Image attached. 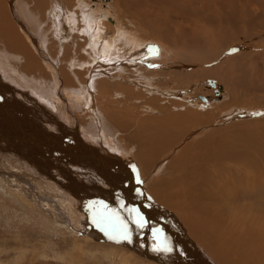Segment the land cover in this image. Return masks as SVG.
Masks as SVG:
<instances>
[{
  "label": "rangeland",
  "instance_id": "obj_1",
  "mask_svg": "<svg viewBox=\"0 0 264 264\" xmlns=\"http://www.w3.org/2000/svg\"><path fill=\"white\" fill-rule=\"evenodd\" d=\"M38 1L39 3H37ZM138 1L142 2L145 8ZM166 1L169 2L168 4L175 6L176 11L168 14V12L166 13V11L162 10L164 15L160 17L159 15L146 13L145 9L150 6L149 0H137L139 10H136V0H84L89 6H101L105 10H109L110 17L115 18L116 22H120L121 27L124 26L130 32L139 33L141 37H144H142L143 39L151 44L147 54L153 56L155 60L152 61V65H148L153 70V72L150 71L151 74L157 72L158 76H148L153 78L156 85L158 83L159 89L163 86L166 87L161 88L160 92L158 91L159 93H157L155 91L157 87H147L138 83L135 76L131 74L133 72L127 69L125 64L122 65L120 59L117 61L111 60L108 65H98L92 71L94 64L93 66L91 65L92 67L89 64V62H93V57L90 47H88V37L83 34L82 29L81 33L78 30L82 28L80 27V17H78V11H82V9L77 8L78 0H51V2L50 0H1V10L6 12L5 15L11 19L20 36V41L16 42L17 39L11 35L8 26L4 25L0 20V23H2L0 24V40L3 39L2 43L0 42L2 47L0 49L3 50L4 48L7 51L5 55L9 57V62L5 60L4 64H10L19 73H23V77L27 79V82H30L29 86L31 87H29L30 90L26 89L27 99L22 98L20 95L21 90L18 89V86L12 85L8 79L10 74L0 71V73H4L0 74L2 76V78L0 77V84L3 86L2 88L6 89L2 91L4 104H14L16 99L15 101L23 107L25 105H37L41 109L40 112L42 111V114H48L53 119L55 117V121L47 119L46 115L39 117V120L42 119L45 123L40 120L42 127L47 132H51L54 138L59 136L58 138L61 140L79 137L83 141L96 142L99 130L98 125L91 121L93 118L91 119L90 112H86L85 109V111L81 110L85 112L83 115L81 114L82 112L77 111V108H75L77 106L71 107L72 102H74L73 99V101H68L65 98L66 102H63L64 104H61L60 107L57 102L61 101L56 100L51 91L57 81V77L54 74H59V80L63 83L62 91L66 94H72L75 92L74 90L79 91L88 86L86 85L88 75L92 71L88 89L90 93H93V103H97V111L100 113L101 134L104 133L109 140L113 138V141L115 140V142L119 143L128 156L130 155L129 157L134 163V166H129V172L125 171V165H117V170L123 173L127 172L130 175L134 173L141 184V189L154 204L155 209L150 210L151 213L159 216V214L162 215L161 211H163L168 218L172 215V218L178 224L176 229L182 230L184 234H178L172 222L160 219L155 223V217H150L149 212H146L143 207L141 209L139 200V203L137 200L131 202L127 199L128 197H123L124 192L127 191L124 187L111 182L113 188L110 185L96 188L94 176L87 180L83 179L84 177L82 176L80 180L76 177L78 176L77 174L72 173L75 176L67 177L59 169V163H57L59 164L58 166L49 167L44 161L36 160V156L34 157L35 160L33 158H23L25 154L20 153V155L16 151L11 150V148L15 149V146L10 147L5 137L0 133V264H163L153 258L151 246H147L141 240L140 237L142 235L150 240L163 238L162 240L165 241L166 239L171 241L170 243L174 246H179V242L183 240L182 237L185 238L186 236L194 246L189 241H186V243L182 242L181 245L186 248L191 245L192 251L194 249L200 250L209 258V264H228L220 261L208 249L206 237H209V235H207L206 230L202 233L203 237H200V234H196L197 230L195 229L192 232L193 226L184 220L188 211L201 205L208 208L210 213H220L221 226L218 225L217 232L220 233L221 239L217 247L224 248L227 243L235 242L239 238H247L249 237L247 232L250 231L252 232L251 241L255 242L256 239L264 241L262 236V231H264V189H259L257 185L254 189L255 185L252 186L253 184L250 182L255 177H258L259 181L261 183L263 181L264 184V178L261 177V170H256L243 161H255L264 173V0H242L244 7L238 6L236 11V13L238 12V17H236L237 27L222 18L219 11L214 7L202 10L201 4L194 3L191 5V9L185 10L181 4L182 0ZM188 1L192 2L194 0ZM158 9L156 7L154 10ZM32 10H35V13ZM83 10L86 11L87 9ZM149 10H152V8L150 7ZM225 12L229 14V12ZM75 13L78 14L77 17ZM243 21H246V23ZM189 28L198 30L200 34L199 44L195 41L197 39L196 35ZM2 29L4 30L2 31ZM62 29L66 30V34ZM4 31L6 34H3ZM202 39L205 41H202ZM18 43L23 44L22 48L20 46L17 47L20 51L14 47V44ZM33 44L39 51L34 49ZM193 45H196L195 50H198L197 52H194ZM11 50L12 52H10ZM163 50H165V53H163ZM214 54L217 56L212 57ZM1 55L2 53L0 52ZM185 55L190 56L194 60V62L188 64L187 69L189 70L182 68L181 60L183 62ZM158 57L165 58L169 64L164 63L162 64L164 67L161 65V68H158L160 66L157 63L163 62ZM110 65L111 67L107 69L106 66ZM124 66L125 68L121 69ZM194 66L196 68L193 70ZM30 68L32 72L29 70ZM124 69H126L127 74L130 73L132 81L125 77V74H123L126 73ZM178 69L189 76H185L186 78L181 76L175 85L174 92L176 91L177 100L175 101L177 104L174 101L166 104L164 102L166 95L162 92L169 93V85L172 82L175 83ZM116 70L117 73L119 71L118 74L114 73ZM110 72H112V75L109 77L107 73ZM160 72L164 73L160 74ZM5 76L8 77L5 78ZM71 79L76 81V83L78 82V84ZM68 81L70 82L68 83L69 86L67 85ZM106 82L112 87L109 84L108 86ZM211 82H214L215 85L212 86ZM102 85L107 88L106 91ZM220 86L223 87V90L220 89ZM129 88L131 89L130 91L128 90ZM148 88L153 89V91L149 92ZM233 88L236 90L234 93ZM137 89L139 90L137 91ZM124 90H128V92L125 91L128 95L124 94ZM233 94L237 97L235 102L230 101V97ZM160 96L162 97L161 99ZM170 97L172 98L173 95L171 94ZM171 98L169 99L174 100ZM138 99H141V101L139 102ZM137 101L138 104L136 103ZM82 102L79 104L86 105L85 101ZM66 104H70L68 108L71 109L74 116L78 115L75 117V120H78L77 124H79L77 132L79 131L82 137L80 135L77 136L74 130L75 122L73 118H69L68 108L65 107ZM142 106L144 107L142 108ZM128 107L131 110H128ZM193 107H200L199 111ZM206 110L213 118V126H211L213 130L225 129V134L232 135L239 142H244L248 146L249 150L239 149L237 153L240 156L249 153V159L227 161V166L235 169L233 180L229 182L222 181L219 176L216 178L212 174L214 170L211 169L212 166L209 162L205 165L211 171H203L202 175H198L197 171L194 170V168L198 169L196 166L179 169L171 168V163L179 165L182 162V157L192 154L188 150H182L180 146L178 152H175L177 144L174 149L165 151L160 157L153 159L148 164V167L145 165L143 158L139 157L141 154L137 148L138 146H135L137 142L134 133L138 127L140 129L149 127L152 119H165L166 116L171 118L177 114L188 113L189 111H193L197 115L206 112ZM177 124L172 128L181 132L187 127L188 121H181V124L177 122ZM88 125L92 126L93 131L97 127L96 130L98 132L95 130L91 134L87 130L88 132L85 133V127ZM201 130L194 135L201 133ZM71 133L72 135H70ZM163 141H168L167 137L163 138ZM115 142L111 143L114 144ZM126 144L129 145L127 146ZM132 144V147H135L134 149L131 147ZM109 145H107V148H109ZM110 149L112 150V148ZM121 157L125 161L124 164H127L123 154H121ZM121 157L120 159H122ZM83 174L85 175V173ZM116 176L118 175L116 174ZM182 176L191 179L187 181V184H181L179 181L160 182L163 177L166 179H180L183 178ZM240 178L243 179L244 183L238 182ZM99 179L101 180L102 176ZM71 181L75 184V188L71 186ZM128 181L132 183L134 180L130 177ZM48 182L50 185L48 184L47 186ZM99 182L102 183V181ZM248 182L252 187H248ZM117 183L119 182L117 181ZM170 184L173 185L171 186ZM235 184L237 185L235 186ZM238 184L239 187H237ZM243 184L247 186V192L255 191V193L251 192V194L258 193L261 199L255 197V199L250 198V200L249 198L235 197L237 194L238 196L242 195L238 188L243 187ZM87 186L91 188L90 191ZM188 186H190L192 193L183 192V190H188ZM152 187L154 188L152 189ZM54 188H57L56 191ZM227 188L231 189L227 190ZM98 190L100 192L97 193ZM236 191L239 193H236ZM89 192H91L92 198L89 197ZM155 192H158L160 197H157ZM113 198L116 199L114 200ZM234 198L241 201H236ZM108 199L113 201L109 200L110 202H107ZM236 204H238V207ZM107 206L110 209L106 208ZM130 208H136L139 212L144 210V214L140 212L147 222L144 228H140L134 222L137 216L135 212L130 211ZM260 209H263L262 212ZM125 226L129 230L130 240L137 239L141 244L147 246L152 253L150 257L145 252L142 254V250L140 251L137 246L131 248V244L128 246L129 242L126 243L127 240L122 239ZM178 227L180 228L178 229ZM159 228L161 231L155 232ZM212 234L214 233L212 232ZM174 259L171 261L173 262ZM167 260L170 261L168 258ZM230 260L235 264L236 256H231ZM249 264H254V262H249Z\"/></svg>",
  "mask_w": 264,
  "mask_h": 264
},
{
  "label": "bare ground",
  "instance_id": "obj_2",
  "mask_svg": "<svg viewBox=\"0 0 264 264\" xmlns=\"http://www.w3.org/2000/svg\"><path fill=\"white\" fill-rule=\"evenodd\" d=\"M3 1V0H2ZM45 1V0H43ZM148 1V0H147ZM152 1V4H151ZM157 1V2H156ZM169 1V0H168ZM192 1V0H191ZM21 2V1H20ZM51 2V0H50ZM54 2V1H53ZM52 2V3H53ZM139 2V1H138ZM237 2V3H236ZM39 3V1L37 2ZM51 3V4H52ZM140 5L143 7L144 4L142 2H139ZM150 6L147 7L146 13L148 14H155V15H159L160 17L163 16L164 14L162 13L163 11H166V13L168 12V14H171L173 12L176 11L175 6L168 4L169 2H167L166 0H149ZM197 3V4H201V8L202 10L204 9H211V8H216L221 17L226 19L227 21L231 22L233 25L236 26V17H238V12L236 13V11L238 10V6H240L241 8L244 7L243 5V1L242 0H194L192 2H189L188 0H182L181 4L183 6V8L186 9H191V5ZM22 4V3H21ZM29 4V2H28ZM45 4V3H43ZM49 4V3H47ZM6 5V3H5ZM35 6V5H34ZM37 6V5H36ZM135 6H136V10H139L138 6H137V0L135 2ZM148 6V5H147ZM1 0H0V20L1 22L8 26V30L11 33V35L14 36L16 40V42L20 41V36H19V32L15 29V27L13 26L14 24H12L11 19L6 16V12H3V10H1ZM40 7V4H39ZM43 7V6H42ZM48 7V6H46ZM150 7L152 8V10H149ZM159 8L158 10H154L155 8ZM21 8V7H20ZM45 8V7H44ZM77 8L82 9V11H78L79 15L77 13H75L76 17L78 15V17H80V29L79 32L81 33V29L83 34H86L88 37V47H90V52L92 54L93 57V62H89L90 66L94 64V67H92V71L98 66H104V65H108L109 61H117L118 59H120L121 64L122 65H126V68L131 70L133 73H131L132 75L135 76V79L138 83H141L147 87L149 86H154L157 87L155 88V91L157 93L160 92V89L163 88L161 87L159 89V85L157 83V85L155 84L154 80L152 77L149 76H153L156 77L158 76V73L155 72L154 70V74L151 72H153L152 69H150L149 65H152V61L155 60V58L153 56H150L147 54L148 49L151 47L149 45H151L150 43L147 42V40L143 39L139 33H134V32H130L126 29V27H121V23L120 22H116L113 17H110V11L109 10H105L104 8H102L101 6H89L88 3H85L84 0H78V6ZM145 8V6H144ZM149 8V9H148ZM11 9V8H10ZM18 10V8H16ZM83 9H87L86 11H84ZM245 9V8H244ZM24 10V9H23ZM9 11V10H7ZM33 12L35 10H32ZM51 11V10H50ZM156 11H158V13H156ZM229 12V14H226V12ZM244 11V10H243ZM13 12V11H12ZM20 12V11H19ZM28 12V11H27ZM40 12V11H39ZM11 13V12H10ZM14 13V12H13ZM22 13V12H21ZM35 13V12H34ZM11 15V14H10ZM20 15V14H19ZM28 15V13H27ZM33 15V14H32ZM13 16V15H12ZM17 16V15H15ZM22 16V15H21ZM25 16V15H24ZM35 16V15H33ZM242 16V15H241ZM246 16V14H245ZM19 17V16H18ZM30 17V16H29ZM104 17V18H103ZM35 18V17H34ZM240 18V17H239ZM26 19V16H25ZM28 19V18H27ZM27 21V20H26ZM74 21V19H73ZM244 23H246V21H243ZM0 23V24H2ZM28 23V21H27ZM113 23V24H111ZM66 27V25H64ZM23 27V26H22ZM64 27V28H65ZM237 27V26H236ZM31 28V27H30ZM71 28V27H70ZM66 29V28H65ZM197 37V39H195L196 43L199 44L200 43V34L198 32L197 29L195 28H189ZM4 29H2L3 31ZM20 30V29H18ZM24 30V29H23ZM28 30V29H27ZM1 31V30H0ZM7 31V30H6ZM62 31H64V29H62ZM66 31V30H65ZM64 31V32H65ZM137 31V30H136ZM187 31V30H185ZM31 32V31H30ZM5 33V31L3 32V34ZM9 33V34H10ZM21 33V31H20ZM34 33V32H33ZM2 34V35H3ZM6 34V33H5ZM66 34V32H65ZM27 35V33H26ZM7 36V35H6ZM24 36V34H23ZM29 36V35H28ZM27 36V37H28ZM82 36V35H81ZM5 37V36H3ZM9 37V36H8ZM26 37V36H25ZM65 37V35H64ZM22 38V37H21ZM30 38V37H29ZM28 38V39H29ZM204 38V37H203ZM32 39V38H31ZM63 39V38H62ZM3 40V39H2ZM0 40V42L2 41ZM9 40V39H8ZM31 41V40H30ZM202 41H205L202 39ZM10 42V40H9ZM165 42V41H164ZM2 43V42H1ZM39 43V42H38ZM4 44V43H3ZM31 44V43H30ZM29 44V45H30ZM2 45V44H1ZM10 45V44H9ZM12 45V44H11ZM63 45V44H62ZM20 46L21 48L23 47L22 43H18V44H14V47L16 49H18L17 47ZM31 46V45H30ZM34 49L39 51L38 48L35 47V45L33 44ZM163 46V45H162ZM1 47V46H0ZM41 47V46H40ZM164 47V46H163ZM2 48V47H1ZM12 48V47H11ZM46 48V47H45ZM167 48V47H164ZM191 48V47H190ZM196 45H193V49L194 52H197L195 50ZM26 49V47H25ZM28 49V48H27ZM43 49V48H42ZM175 49V48H174ZM191 48V50H193ZM202 49V47H201ZM22 50V49H21ZM24 50V48H23ZM176 50V49H175ZM4 51V53H3ZM14 51V50H13ZM18 51H20L18 49ZM17 51V52H18ZM27 51V50H26ZM23 51V52H26ZM178 51V50H177ZM200 51V50H199ZM0 52L2 53V55L0 56V71L5 72L6 74H10L8 79L11 81L12 85H16L18 86V89L21 90L20 95L22 98L27 99L26 96V89L28 88L30 90V82H27V79L24 76L23 73H19L18 70H15L14 68H12V66L9 64H4V61L7 60L9 62V57L8 55H5V53L7 52L4 48L3 50L0 49ZM12 52V50L10 51ZM16 52V51H15ZM35 52V51H34ZM40 53V52H39ZM163 53H165V50H163ZM179 53V52H178ZM177 53V54H178ZM35 54H37L35 52ZM41 54V53H40ZM196 54V53H195ZM199 54V53H198ZM184 55V54H183ZM217 55H213L212 57H216ZM33 57V56H32ZM197 57V55H196ZM157 58V57H156ZM160 58L163 62H158L157 64H159L161 68V65L164 63H168V61H166L165 58L163 57H158ZM163 58V59H162ZM178 58V56H177ZM180 58V57H179ZM14 59V58H13ZM19 59V58H18ZM33 59V58H31ZM198 59V58H197ZM209 59V58H208ZM211 59V57H210ZM45 60H47L45 58ZM44 60V62H45ZM159 60V59H158ZM169 60V59H168ZM200 60V59H199ZM197 60V61H199ZM6 61V62H7ZM165 61V62H164ZM49 62V60H48ZM190 62H194V60L190 57L185 55V58L182 62L181 60V64L183 65V69H187L188 68V64ZM201 62V61H200ZM199 62V63H200ZM51 63V62H50ZM86 63V62H85ZM179 63V62H178ZM149 64V65H148ZM197 64V63H195ZM178 65V64H177ZM198 65V64H197ZM83 66V65H82ZM89 66V67H90ZM180 66V65H178ZM29 67V66H28ZM110 66H106V68H110ZM149 67V68H148ZM156 67V68H157ZM162 67H164V65H162ZM201 67V66H200ZM43 68V67H42ZM84 68V67H83ZM125 68L121 67V69ZM155 68V67H154ZM181 68V66H180ZM179 68V69H180ZM196 68V66H194L193 70ZM198 68V67H197ZM50 69V68H49ZM48 69V70H49ZM178 69L177 71V76L175 77V83L174 82H170L171 84L169 85V93L167 92H162L164 93V95H166V99L164 102H166V104H169L170 102H176L175 100H177V96L174 92L175 89V85L177 84V82L179 81V78H181V76L185 77V76H189L186 75L185 72L180 71ZM31 70V68L29 69ZM55 70V69H54ZM126 73L125 77L131 79L132 78L130 76L131 71H129L127 74L126 69H124ZM182 70V69H181ZM189 70V69H187ZM92 71L89 72L88 75V80H87V84L89 86V82L91 81V75H92ZM151 71V72H150ZM180 71V72H179ZM196 71H198L196 69ZM30 72V71H29ZM32 72V70H31ZM30 72V73H31ZM34 72V70H33ZM190 72V71H189ZM55 73V72H54ZM114 73H117L114 71ZM122 73V72H121ZM164 73V72H162ZM160 72V74H162ZM0 74H4V73H0ZM20 74V75H19ZM62 74V73H61ZM108 76L110 77V75H112V72L107 73ZM174 74V73H173ZM55 77H57V81L55 82L54 89L51 90L52 91V95L54 96V98H56V100L61 101V102H57L58 104H64L63 102H66V99L68 101L70 100H74V102H72L71 107L77 106L75 108H77V111L82 112L81 114L84 115L85 112L81 111V110H86V112H90V117L91 119L93 118V122H95L98 125V130L99 132L96 130V128L93 131V128H91V125L86 126V132L88 131L91 132V134H93L95 132V130L98 132V136H97V141H93V142H88V141H83L81 140L79 137H75V138H65V139H59L54 138L51 134V132H47L41 125V121L42 119L39 120V117H43V115L47 116V119H51V120H56V118L49 116L48 114L43 113L42 111L40 112V108L35 105V106H28L25 105L24 107L20 104H18L15 100H14V104H4L3 100H2V91H5L6 89L2 88L3 86L0 84V122H1V127H0V133L5 137L6 142L10 145V147H14V150L17 152V154L20 153H24L25 155H23V158H33L35 157V159L38 161H44L45 164L49 167H54V166H58L60 164V170L61 172H63V174L67 177L72 176L74 173L75 175L77 174L78 176H76L78 179H82V176L84 177L83 179H90L93 176L94 181H95V185L96 188H98V186H107L110 185L111 188H113V186L111 185L112 183H116L117 185H120L121 187H124L125 191L123 194V197H128L127 199L129 201H135V200H139L141 202V209L142 207L145 209V211L149 212L148 214L150 215V217H155L154 221L155 223L160 220V219H164L165 221H169L170 223L172 222L173 226L175 227V229L177 228V223L176 221L172 218V215L169 216V218L167 217V215L164 214L163 211L162 215L159 214V216L157 215H153L151 213L150 210L155 209V207L153 206L154 204L152 203V201L145 195L146 193L143 192V190L141 189V184L138 181V178L136 175H134V173L132 175H130L129 173L125 172L123 173L122 171L117 170V165H125L126 169L125 171H128L130 168L129 166H134V163L131 161V158L128 156V154L125 152V150L122 148V146L115 142V140L113 141V138L111 140H109L107 138V136L102 133L101 134V128H100V116L97 111V103L94 104L93 103V98L92 95L93 93L89 91V87L86 86L84 87V89H80L79 91L74 90L75 92H73L72 94H66L65 92L62 91V81L59 80V77L57 74H54ZM64 75V73H63ZM149 75V76H148ZM107 77V75H105ZM2 78V76H0ZM66 77V76H65ZM79 77V76H78ZM41 78V77H39ZM186 78V77H185ZM189 78V77H188ZM69 79V78H68ZM73 79V78H72ZM71 79V80H72ZM79 79V78H78ZM84 79V78H82ZM46 80V79H45ZM62 80V79H61ZM74 80V79H73ZM72 80V81H73ZM153 80V81H152ZM174 80V79H173ZM172 81V80H171ZM64 82V81H63ZM74 83H76V81H73ZM81 82V81H80ZM93 82V81H92ZM136 82V83H137ZM70 83L69 81L67 82V85L69 86ZM72 83V82H71ZM137 83V84H138ZM8 84V83H7ZM53 84V82H52ZM78 84V82L76 83ZM101 84V83H100ZM99 84V85H100ZM105 84V83H104ZM106 84L108 85L109 83L106 82ZM180 84V83H179ZM5 85V84H4ZM50 85V84H49ZM110 85V84H109ZM108 85V86H109ZM164 85V84H163ZM183 85V82H182ZM80 86V85H79ZM78 86V87H79ZM101 86V85H100ZM111 86V85H110ZM126 86V85H125ZM123 86V87H125ZM167 86V85H166ZM30 87V88H29ZM52 87V85H51ZM76 87V85H75ZM97 87H99L97 85ZM103 87V85H102ZM112 87V86H111ZM122 87V88H123ZM6 88L8 89V87L6 86ZM22 88V89H21ZM45 88V87H44ZM101 88V87H100ZM106 91L107 88L103 87ZM120 88V86H119ZM166 88V87H164ZM171 88H173L171 90ZM12 89V88H11ZM46 89V88H45ZM99 89V88H98ZM127 89V88H126ZM135 89V88H134ZM159 89V90H158ZM220 89L223 90V87L220 86ZM70 90V89H69ZM129 91L131 90L130 88L128 89ZM128 90H124V92H128ZM139 89H137L138 91ZM181 90V89H180ZM33 91V90H32ZM102 91V90H100ZM120 91V90H119ZM118 91V92H119ZM140 91H142L140 89ZM148 91L151 92L153 91V89H149ZM159 91V92H158ZM11 92H13L11 90ZM29 92V91H28ZM68 92V91H67ZM112 92V91H110ZM109 92V94H110ZM123 92V90H122ZM126 92L124 94H126ZM236 92V90H234L233 88V93ZM238 92V90H237ZM14 93V92H13ZM37 93V92H36ZM35 93V94H36ZM113 93V92H112ZM116 93V92H115ZM121 93V92H120ZM161 93V94H162ZM28 94V93H27ZM48 94V93H47ZM131 94V93H129ZM136 94V93H135ZM138 94V93H137ZM141 94V93H140ZM160 94V95H161ZM173 95V99L174 100H170L169 98L170 95ZM175 94V96H174ZM84 95V96H82ZM103 95V94H101ZM117 95V94H116ZM123 95V94H121ZM128 95V94H126ZM139 95V94H138ZM137 95V96H138ZM142 95V94H141ZM140 95V96H141ZM159 95V94H158ZM157 95V97H158ZM163 95V96H164ZM237 95V94H236ZM134 96V95H133ZM136 96V97H137ZM145 96V94H144ZM15 97V96H14ZM26 97V98H25ZM125 97V96H124ZM139 97V96H138ZM142 97V96H141ZM66 98V99H65ZM105 98V97H104ZM126 98V97H125ZM140 98V97H139ZM144 98V97H142ZM151 98V97H149ZM159 98V97H158ZM156 98V99H158ZM162 97L160 96V99ZM171 98V99H172ZM102 99V98H101ZM109 99V98H108ZM129 99V98H127ZM163 99V100H164ZM237 99V97H235V95L233 94L230 97V101L231 102H235ZM72 100V101H73ZM86 102V105H82L79 104L82 101ZM111 100V99H110ZM126 100V99H125ZM139 100V99H138ZM153 100V99H152ZM127 101V100H126ZM141 101V99L139 100V102ZM100 102V99H99ZM98 102V103H99ZM83 103V102H82ZM138 104V101L136 102ZM155 103V102H154ZM180 103V102H179ZM56 104V103H54ZM53 104V105H54ZM149 104V103H148ZM177 104V102H176ZM100 105V104H99ZM132 105V104H131ZM49 106V105H48ZM63 106V105H62ZM70 104H66L65 107H69ZM101 106V105H100ZM194 106V105H193ZM196 106V105H195ZM44 107V106H43ZM131 107V106H130ZM144 106H142L143 108ZM150 107V106H149ZM152 107V106H151ZM51 108V107H50ZM66 108V109H67ZM132 108V107H131ZM196 108L197 110L200 107H193ZM57 109V108H56ZM64 109V108H63ZM130 108L128 107V110ZM146 110V108H144ZM148 109V108H147ZM202 109V108H201ZM55 110V109H54ZM58 110V109H57ZM76 110V109H75ZM84 110V111H85ZM127 110V109H126ZM131 110V109H130ZM141 110V109H140ZM143 110V109H142ZM149 110V109H148ZM194 110V109H193ZM67 113L69 114V118H73L74 122H75V132L77 133V136H79L81 133L78 131V125L77 121L75 120V117H77L78 115L74 116V114L71 112V109H67ZM133 111V110H132ZM171 111V110H170ZM196 111V110H195ZM199 111V110H198ZM204 111V110H203ZM202 111V112H203ZM55 112V111H54ZM65 112V111H64ZM115 112V111H114ZM122 112V111H121ZM136 112V111H135ZM201 112V113H202ZM102 113V112H101ZM57 114V113H56ZM60 114V113H59ZM79 114V113H78ZM119 114H121L119 112ZM138 114V113H137ZM52 115V114H51ZM61 115V114H60ZM64 115V114H63ZM131 115V113H130ZM58 116V114H57ZM66 116V115H65ZM165 116V114H164ZM169 116V115H168ZM68 117V116H67ZM66 117V118H67ZM139 117V116H138ZM137 117V118H138ZM64 118V117H63ZM168 118V119H166ZM165 119H152L149 127L145 128V129H140L138 127V129L135 131L134 133V137L136 139L137 144H135V146H138V150L141 154L143 160L145 161V165L148 167V164L151 163V161L157 157H160L165 151L174 149L176 144L178 145L175 148V152H178L179 150V146L182 150H188L190 153H192L189 156H184L182 157V162L179 165H176L175 163H171L170 167L174 168V169H179V168H189L191 166L198 168L195 169V171H197L198 175H202L201 173L204 172H208V171H212L213 175L218 178V176L221 178L222 181H231L234 178V172L235 169L232 167L227 166V161H232V160H236V159H249L250 155L249 153H245L244 150L243 152L245 153L244 156H240L237 151L239 149H248V146H246L244 144V142H239V140L235 137H233L232 135L229 134H225L224 131L226 132L225 129L222 130H213V128H211V126H213V118L211 116V114L206 110V112L202 113V114H195V112H188V113H180L175 115V117H167L166 116ZM80 119V118H79ZM124 119V118H123ZM145 119V118H144ZM151 119V118H150ZM65 120V119H64ZM86 120V119H85ZM45 121V120H44ZM70 121V120H68ZM84 121V119H83ZM181 121H188V125L185 129H183V131L178 132L176 131V129H173L172 127L176 124L177 122L179 124H181ZM43 122V120H42ZM46 122V121H45ZM44 123V122H43ZM45 124V123H44ZM54 124V123H53ZM71 124V123H68ZM82 124V123H81ZM89 124V123H87ZM86 124V125H87ZM52 125V124H51ZM56 125V124H54ZM73 125V123H72ZM102 125V124H101ZM178 125V124H177ZM45 126V125H44ZM66 126V125H65ZM85 126V124H84ZM67 127V126H66ZM117 127V126H116ZM62 128V127H61ZM84 128V127H83ZM67 129V128H66ZM203 131H202V130ZM73 130V129H72ZM80 130V129H79ZM85 130V129H84ZM88 130V131H87ZM124 130V129H123ZM180 130V129H179ZM201 130V133L196 134L197 132H199ZM83 131V130H82ZM6 134H5V133ZM55 132V131H54ZM93 132V133H92ZM62 133V132H61ZM80 133V134H79ZM84 133V132H83ZM84 133V134H85ZM120 133V132H119ZM58 134V133H57ZM67 134V133H66ZM218 134V135H217ZM62 135V134H61ZM72 135V133L70 134ZM90 135V134H89ZM97 135V134H95ZM113 135V134H112ZM115 135V134H114ZM124 135V134H123ZM69 136V135H68ZM67 136V137H68ZM81 136V135H80ZM230 137V139H228ZM82 137V136H81ZM87 137V136H86ZM93 137V136H92ZM95 137V136H94ZM133 137V136H132ZM168 139V141H163V138ZM3 138V137H2ZM4 139V138H3ZM126 140V139H125ZM131 140V138H130ZM129 140V142H130ZM122 141V140H121ZM5 142V141H4ZM111 142H115L114 144ZM127 142V141H126ZM133 142H135L133 140ZM135 142V143H136ZM112 145H111V144ZM131 143V142H130ZM110 144V145H109ZM107 145H109V148H107ZM127 145V144H126ZM129 145V144H128ZM127 145V146H128ZM133 146V144L131 145V147ZM241 147V148H240ZM112 148V150L110 149ZM133 148V147H132ZM135 148V147H134ZM133 148V149H134ZM22 151V152H21ZM15 152V153H16ZM128 152V151H127ZM250 152V151H249ZM42 155H40V154ZM121 154L124 155V157L126 158L125 160L127 161V164H124L125 161L123 160V157H121ZM263 154V153H262ZM21 155V154H20ZM264 155V154H263ZM83 158H81V157ZM118 158H116V157ZM85 157H87L85 159ZM120 157L122 159H120ZM34 159V160H35ZM168 159V158H167ZM164 160V159H163ZM172 160V159H171ZM245 161L249 166H251L252 168L256 169V170H261V177L264 178V173L261 169V167L259 165H257V163L254 162H250L248 160H243ZM33 162V161H32ZM164 162V161H163ZM207 162L211 163L212 168L211 169H207L206 165ZM239 162V161H237ZM34 163V162H33ZM59 163V164H57ZM178 163V162H177ZM35 164V163H34ZM143 165V164H142ZM41 167V166H40ZM128 167V168H127ZM156 167V166H155ZM154 167V168H155ZM38 168V167H37ZM44 168V167H43ZM119 168V167H118ZM121 168V167H120ZM186 170V169H185ZM130 171V170H129ZM128 171V172H129ZM180 171V170H179ZM39 172V171H38ZM55 172V171H54ZM122 172V173H121ZM133 172V171H132ZM152 172V171H151ZM85 173V175L83 174ZM55 174V173H54ZM62 174V173H61ZM116 174L118 176H116ZM184 174V173H183ZM43 175V174H42ZM49 175V172H48ZM56 175V174H55ZM73 175V176H75ZM102 176V179L100 180L99 178ZM104 176V177H103ZM129 176V178H127ZM56 177V176H55ZM130 177L133 178V182H129L128 180H130ZM183 177V176H182ZM36 178V177H34ZM72 178V177H71ZM45 179V178H44ZM49 179V178H48ZM191 178H187V177H183V178H161L160 182H166V181H179L181 184H187V181H189ZM32 180V179H31ZM107 180V181H105ZM220 180V179H218ZM59 181V180H58ZM57 181V182H58ZM64 181V180H62ZM84 181V180H83ZM99 181H102L99 182ZM117 181L119 183H117ZM217 181V180H214ZM221 181V182H222ZM37 182V181H36ZM39 182V181H38ZM55 182V181H53ZM218 182V181H217ZM239 183H244L243 179L240 178ZM252 186H254V189L257 185V187L259 189H264V184L263 181L262 183L259 181L258 177H255L254 179H252ZM34 183V182H32ZM41 183V182H40ZM59 183V182H58ZM57 183V184H58ZM68 183V182H67ZM234 183V182H233ZM249 183V182H248ZM247 183V185H248ZM261 183V184H260ZM49 182L47 183L48 186ZM71 186H75V184L71 181ZM78 184V183H77ZM85 184V183H84ZM157 184V182H156ZM174 184V183H173ZM173 184H170L171 186ZM39 185V184H38ZM50 185V184H49ZM52 185L54 186V184L52 183ZM63 185V184H61ZM159 185V184H158ZM226 185V184H225ZM237 184H235L236 186ZM242 185V184H241ZM263 185V186H262ZM156 186V185H155ZM154 186V187H155ZM251 186V184L249 183L248 187ZM251 186V187H252ZM51 187V186H50ZM61 187V186H60ZM93 187V186H91ZM152 187V189L154 188ZM239 187V184L238 186ZM247 186L245 184H243V187L238 188V191L242 194L241 196H235V197H240V198H254L257 197V199H261L258 195L260 194H251V192L255 191H251V192H247ZM39 188V187H38ZM75 188V187H74ZM110 188V189H111ZM162 188V187H160ZM188 190H183L184 193H192L190 186L187 187ZM236 188V187H235ZM57 189V188H56ZM56 189L54 188V190L56 191ZM62 189V188H61ZM59 189V190H61ZM87 189L90 191V187L87 186ZM231 189V188H230ZM227 188V190H230ZM251 189V190H254ZM258 189V190H259ZM53 190V189H52ZM58 190V191H59ZM63 190V189H62ZM67 190V189H66ZM64 191V190H63ZM84 191V190H83ZM103 191V189H102ZM194 191V190H193ZM257 191V190H256ZM100 192V190L97 191V193ZM115 192V191H113ZM154 192V191H153ZM231 192L233 193V191L231 190ZM236 191V193H239ZM91 192H89V197L92 198V195L90 194ZM117 193V192H115ZM181 193V192H180ZM235 193V194H236ZM244 193V194H243ZM69 194V193H68ZM67 194V195H68ZM108 194V193H107ZM114 194V193H113ZM118 194V193H117ZM116 194V196H117ZM141 194V195H140ZM157 197H160L158 195V192H155ZM86 195V194H84ZM83 195V196H84ZM208 195V194H207ZM227 195V194H226ZM264 195V194H263ZM108 196H110L108 194ZM113 196V195H112ZM182 196V195H181ZM198 196V195H197ZM70 197V196H69ZM81 197V196H79ZM88 197V198H89ZM111 197V196H110ZM228 197V196H227ZM86 198V197H85ZM117 198V197H116ZM115 198V199H116ZM120 198V197H119ZM229 198V197H228ZM68 199V196H67ZM114 199V198H113ZM114 199V200H115ZM122 199V197H121ZM159 199V198H158ZM172 199H174L172 197ZM236 201H241V200H237L236 198H234ZM110 199H108L107 202ZM251 200V199H250ZM113 201V200H112ZM111 201V202H112ZM119 201V200H117ZM138 201V203H139ZM193 201V200H192ZM234 201V200H233ZM91 202V201H90ZM106 202V203H107ZM187 202V201H186ZM255 202V201H254ZM264 202V201H263ZM64 204V203H63ZM109 204V203H108ZM107 204V205H108ZM111 204V203H110ZM113 204V203H112ZM186 204V203H185ZM188 204V203H187ZM115 205V204H114ZM234 205V204H233ZM238 207V204H236ZM59 206V205H58ZM111 207V205H109ZM146 206V207H145ZM182 206V205H181ZM186 206V205H185ZM241 206V205H239ZM261 206V205H260ZM264 206V205H263ZM262 206V207H263ZM129 207V206H128ZM192 207V206H190ZM234 207V206H233ZM108 208V206L106 207ZM186 208V207H185ZM110 209V208H108ZM131 209V208H130ZM183 209V208H181ZM261 210V209H260ZM263 210V209H262ZM261 210V212H262ZM107 211V210H106ZM185 211V210H184ZM257 211V210H256ZM127 212V211H126ZM141 213L144 214V210L140 211ZM264 212V211H263ZM129 213V211H128ZM157 213V212H156ZM186 213V212H185ZM255 213V212H254ZM135 215V214H134ZM148 215V216H149ZM109 216H110V212H109ZM133 216V215H132ZM146 216V215H145ZM128 217V216H127ZM144 217V216H143ZM183 217V216H182ZM137 218V217H136ZM248 218V217H247ZM252 218V217H251ZM135 219V218H134ZM144 219V218H143ZM136 220V219H135ZM152 220V219H151ZM185 222L188 223L189 225L193 226L192 227V232L196 231V234H200V237H203L202 233L206 230L207 235H209V237H206L208 240L207 243V247L210 251H212L215 256L222 261L223 263H228V264H234L231 262L230 257L231 256H236V263L235 264H249V262H254V264H264V241L260 240V239H256L255 242L251 241V234L252 232H247V235L249 237L244 238V239H237L235 242H231V243H227L225 244L224 248H219L217 247L218 242L220 241V233L217 232L218 230V225L221 226L220 223V213L218 214H214V213H210V211L208 210V208H206L205 206L201 205V206H196L194 207V209H192L191 211H188L186 213L185 216ZM255 220V219H253ZM252 220V221H253ZM121 221V220H120ZM124 221V220H123ZM153 221V220H152ZM261 221V220H260ZM130 222V221H129ZM135 222V221H134ZM151 222V221H150ZM123 223V222H122ZM120 223V224H122ZM127 223V222H126ZM136 223V222H135ZM125 224V223H124ZM133 224V223H132ZM118 225V224H117ZM123 225V224H122ZM128 225V224H127ZM131 225V224H130ZM247 225V224H246ZM124 226V225H123ZM166 226V224H165ZM118 227H120L118 225ZM163 227V226H162ZM180 227H178L179 229ZM132 229V226H131ZM146 229L148 230V228L146 227ZM150 229V228H149ZM160 229V228H159ZM174 229V230H175ZM145 230V229H144ZM154 230V229H153ZM129 231V230H127ZM131 231V230H130ZM146 231V230H145ZM178 234H184L182 230H177ZM135 232V231H134ZM143 232V231H142ZM156 232V231H155ZM166 232V231H165ZM212 232L214 234H212ZM129 233V232H128ZM149 233V232H148ZM224 233V232H223ZM227 233V232H226ZM141 234V233H140ZM159 234V233H158ZM160 235V234H159ZM238 235V234H237ZM244 236V235H243ZM262 236L264 237V231H262ZM182 237V236H181ZM141 240L147 245V246H151V244L149 245V242L152 240L148 239L146 236L142 235ZM171 238V237H170ZM163 239V238H162ZM162 239H158L155 240L153 239V245L150 247L151 251H153V254L151 253V251L149 250V248L143 244H141L137 239L134 240H127L128 246L129 244L131 248H134V246H137V248L142 252H145L147 255L152 254L154 259H157L158 261H161L163 264H209V258L207 256H205L200 250L198 251V249H194L192 251V247L191 245L186 248L184 247L182 244L186 243V241H189L190 244L191 241L189 239L182 237V241L179 242V246H174L172 245L170 242L165 239V241H163ZM264 239V238H263ZM254 240V239H253ZM155 244H158L157 246ZM177 244V243H175ZM142 248H141V246ZM193 245V244H192ZM165 246H169L171 247V251H165L163 250ZM194 246V245H193ZM147 247V248H145ZM185 255V257H184ZM156 256H159L158 258ZM167 258L170 260L168 261ZM174 259V261L172 262L171 260ZM188 259V260H187ZM239 260V261H238ZM175 262H180V263H175Z\"/></svg>",
  "mask_w": 264,
  "mask_h": 264
},
{
  "label": "snow or ice",
  "instance_id": "obj_3",
  "mask_svg": "<svg viewBox=\"0 0 264 264\" xmlns=\"http://www.w3.org/2000/svg\"><path fill=\"white\" fill-rule=\"evenodd\" d=\"M130 211L136 213L137 219H136L135 222L138 224V226L140 228H144L146 226L147 222L143 219V216L139 212V210L136 209V208H133ZM159 231H161V230L160 229H156V232H159ZM110 238H113V237H110ZM122 239H124V240H130V236H129L128 231H127V226H125V228H124V233L122 235ZM163 250H165V251H171L172 249L169 246H165Z\"/></svg>",
  "mask_w": 264,
  "mask_h": 264
},
{
  "label": "water",
  "instance_id": "obj_4",
  "mask_svg": "<svg viewBox=\"0 0 264 264\" xmlns=\"http://www.w3.org/2000/svg\"><path fill=\"white\" fill-rule=\"evenodd\" d=\"M212 86H214L215 85V83L214 82H211L210 83ZM151 244V246L153 245V242H152V240L149 242V245ZM156 246L158 245V244H155ZM157 258L159 257V256H156Z\"/></svg>",
  "mask_w": 264,
  "mask_h": 264
}]
</instances>
